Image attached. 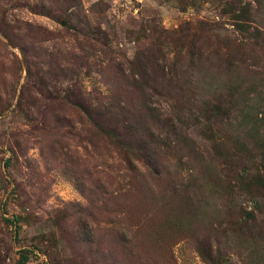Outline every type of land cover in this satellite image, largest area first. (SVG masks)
<instances>
[{
  "label": "rangeland",
  "instance_id": "obj_1",
  "mask_svg": "<svg viewBox=\"0 0 264 264\" xmlns=\"http://www.w3.org/2000/svg\"><path fill=\"white\" fill-rule=\"evenodd\" d=\"M42 1L47 0H0L11 40L0 33V264H19L21 252L34 248L43 254H30L29 264H213L203 250L226 254V264H264V199L252 202L236 176L229 190L221 184L225 194L211 179L197 184L193 175L204 180L208 162L225 176L229 159L216 156L199 107L177 99L181 90L171 86L172 94L165 89L156 95V116L148 122L155 132L157 115L169 129L176 124L196 142L195 156L175 141L153 144L160 177L135 163L136 151L129 152L134 134L121 146L81 110L109 94V74L115 79L122 68L127 74L136 55L148 50L161 64L178 68L186 66L190 52L204 51L202 61L196 58L201 63L210 51L219 52L210 74L232 71L249 89V108H264V43L260 48L240 34L222 15L219 0H81L71 10L57 0L55 19L32 11ZM245 1L255 9L264 2ZM263 19L257 18L264 27ZM64 20L70 24L59 23ZM200 22L211 25L207 33L216 37L214 45L204 36L194 41ZM174 35L187 36L180 54L172 50L182 44L172 43ZM232 60L241 65L229 68ZM227 100L223 108L230 106ZM109 123L117 121L108 118L105 128ZM217 125L214 132L224 142L228 131ZM226 144L234 153L232 138ZM235 160L249 164L253 174L259 170L249 157ZM245 211L256 219L246 218ZM17 217L15 230L8 220Z\"/></svg>",
  "mask_w": 264,
  "mask_h": 264
},
{
  "label": "trees",
  "instance_id": "obj_2",
  "mask_svg": "<svg viewBox=\"0 0 264 264\" xmlns=\"http://www.w3.org/2000/svg\"><path fill=\"white\" fill-rule=\"evenodd\" d=\"M52 1L56 2L57 0L42 1L35 6L32 5V11L55 19L57 18V12L55 10L56 6H54ZM60 1L68 5V10L82 6L81 0ZM196 1L194 0L192 5H195ZM219 2L222 7V15L230 17L231 25L240 34L248 36L255 41L254 45L263 48L264 27L258 23L257 18L264 17V7L262 8L264 2L261 1L260 5V1H258L259 7L261 6L262 9H259V7L255 9L252 3L245 0H219ZM58 19L60 20L61 17L58 16ZM59 23L63 26H68L70 21L64 20ZM200 24L198 32H201V34L194 38V41L204 36L203 40L207 45H214L216 37L214 35L208 36L209 33H207L210 31L211 25L204 22H200ZM8 27H10L9 24L2 20L0 16V33L11 41L10 36H8ZM186 38L187 36H184L180 39L175 35L171 37L172 43H182L181 45H172V50L176 47L177 49L179 48L178 52H175L176 54L181 53ZM237 42L241 47L242 41ZM195 46L197 45L194 43L193 47ZM230 48L232 51L233 46H230ZM204 53V51H200L197 54L190 52L191 59L184 68H178L176 63L172 65L161 64L160 58L152 50L137 54L133 62H130L132 66L127 74L124 68L116 69L115 79L110 77L109 74V94L93 105L88 103L81 105V110L97 130L105 134L110 140H114L115 143H120L121 140H129V135L134 134V139L130 141V145L133 148L129 152L133 153L136 151V156L134 155L135 163H142L152 171L157 170L156 176L160 177L162 176V169L159 166L157 154L150 152L153 144L165 145L164 143H166V145H169L171 143L172 145L175 141L184 151H188V155L192 154L195 156L196 142L184 135L176 124L173 123L172 127H170L171 129H169V126L159 120V115H157V123L160 127L155 132L154 127L148 122V120H152L151 117L156 116L157 108L151 106V103L155 102L156 95L162 94L165 89L166 93L172 94L171 90H168L171 86H173V89L181 90V97L177 99L187 98L188 106L199 107L198 110L206 121L204 123L205 133L208 139L211 138L215 141L216 156L229 159V162L225 161L224 165L227 169L225 176L220 173L219 169L217 170L214 163L208 162L206 170H203L205 179L201 178L204 180H198L193 175L194 180L198 184L199 181L207 182L208 179H211L213 181L212 185L218 187L217 189H221L225 194L221 184H225L224 188L229 190L231 179L236 176L235 178L239 180L240 190L243 193H247L252 202L254 201L255 204H258V199H264V116L260 117V115L264 114V108L261 106L249 108V89L243 84L239 85L237 80L232 78V71H227L223 74L231 82L230 84L222 80L224 77L222 74L217 77L212 76L209 69L215 68L214 57L218 56L219 52L210 51L208 58L204 63H201V56ZM228 64L229 68H238L241 65H238L235 60L230 61ZM198 66L200 68H197ZM198 70H202L200 72L201 76L198 75ZM205 72L206 75H204ZM180 83L182 84L180 85ZM132 88L134 89L132 90ZM226 92L228 93L225 96L224 93ZM173 97L175 98V96ZM226 99H228L230 106L223 108L220 103ZM77 105H80V103ZM188 111L191 113L192 110ZM182 117H184V113L179 111L177 120H181ZM222 117H225L226 121ZM108 118L117 121V124L109 123L111 127L105 128L103 122ZM218 123H222L225 130L228 131V135L225 137L226 140H223L224 142L218 140L222 136L214 132V130H218ZM258 123H262L261 128H259ZM120 124L122 125L121 129L118 128ZM142 134L144 137L140 136ZM230 138H232L236 146L234 153L227 152L228 146L226 143L230 142ZM252 138L253 141L256 139V144H253ZM120 144L121 146H126L124 143ZM244 154L247 156H243ZM236 157H249L250 160L257 164L256 170H259L253 174L249 164L248 166L246 163L238 165L235 160ZM182 160L180 159V161ZM133 164L130 163L129 165L132 166ZM133 170L136 172L137 168L133 166ZM245 215L249 220L256 219L252 212L245 211ZM8 222L11 223L15 230L18 229V217L14 221L8 220ZM223 235L226 234L223 233ZM226 241L228 244L229 241L227 239ZM210 251H213L212 248H210ZM36 253L43 254L39 248H34V250L24 249L21 252L19 264H29L32 260L30 254L37 257ZM202 253L209 263L226 264L224 263L226 260L224 262L221 261V258H224L226 254L223 255L217 251V254L213 256L211 253L206 254L204 250Z\"/></svg>",
  "mask_w": 264,
  "mask_h": 264
}]
</instances>
